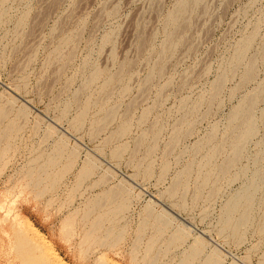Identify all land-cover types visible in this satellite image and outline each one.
Listing matches in <instances>:
<instances>
[{"label": "rangeland", "instance_id": "obj_1", "mask_svg": "<svg viewBox=\"0 0 264 264\" xmlns=\"http://www.w3.org/2000/svg\"><path fill=\"white\" fill-rule=\"evenodd\" d=\"M0 264H264V0H0Z\"/></svg>", "mask_w": 264, "mask_h": 264}, {"label": "bare ground", "instance_id": "obj_2", "mask_svg": "<svg viewBox=\"0 0 264 264\" xmlns=\"http://www.w3.org/2000/svg\"><path fill=\"white\" fill-rule=\"evenodd\" d=\"M180 14H181V13H180ZM174 17H175V19H176V16H174ZM178 18H179V17H178ZM173 20H174V18H173ZM251 71H252V70H251ZM249 75H250V74H249ZM250 77H251V76H250ZM250 77H248V78H250ZM109 84H110V83H109ZM247 103L249 104V102H247ZM250 104H251V103H250ZM250 104H249V105H250ZM250 107H251V106H250ZM248 108H249V106H248ZM250 109H251V108H250ZM247 110H249V109H247ZM247 110H246V111H247ZM237 113H238V112H237ZM244 113H245V112H244ZM3 114H4V113H3ZM241 114H242V113H241ZM249 114H250V112L247 113V114H244V115L247 116L246 119H248V116H250ZM236 116H237V115H236ZM236 116H235V118H236ZM242 116H243V115H242ZM235 118H234V119H235ZM237 118H238V117H237ZM237 118H236V119H237ZM243 119H244V118H243ZM239 120H240V119H239ZM244 120H245V119H244ZM242 121H243V120H242ZM246 121H247V120H246ZM246 121H245V122H242V123H244V124L246 123V124H245L246 127H249V126H250L249 123L251 124V122H250V121H249V122H246ZM235 123H236V122H235ZM245 129H246V128H245ZM249 131H250V130H249ZM248 134H249V133H248ZM246 135H247V134H246ZM235 147H237V146H235ZM239 148H240V147H239ZM235 150H236V149H235ZM239 150H240V149H239ZM237 151H238V150H237ZM237 151H236V153L238 154ZM236 153H235V155H237ZM88 174H89V173H88ZM174 191H175V190H174ZM112 195H113V194H112ZM111 199H112V198H111ZM112 200H113V199H112ZM113 202H114V201H113ZM111 205H112V204H111ZM234 206H235V205H234ZM236 206H237V205H236ZM242 206H243V205H242ZM233 208H235V207H233ZM232 210H233V209H232ZM244 212H245V211H244ZM244 218H245V217H244ZM240 220H241V219H240ZM157 222H158V221H157ZM98 223H99V220H98ZM229 223H230V222H229ZM165 224H166V223H165ZM165 224H164V225H165ZM241 224H242V223H241ZM161 226H162V225H161ZM239 226H240V224H239ZM155 259H156V258H155ZM154 262H155V261H154Z\"/></svg>", "mask_w": 264, "mask_h": 264}]
</instances>
